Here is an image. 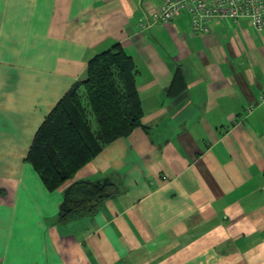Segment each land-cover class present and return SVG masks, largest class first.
Here are the masks:
<instances>
[{"label":"crops","instance_id":"0c3cea01","mask_svg":"<svg viewBox=\"0 0 264 264\" xmlns=\"http://www.w3.org/2000/svg\"><path fill=\"white\" fill-rule=\"evenodd\" d=\"M162 2L0 0V264H264V30L150 20ZM118 43L148 129L50 192L26 161L35 135ZM104 179L113 196L60 222L67 187Z\"/></svg>","mask_w":264,"mask_h":264},{"label":"trees","instance_id":"16d2710c","mask_svg":"<svg viewBox=\"0 0 264 264\" xmlns=\"http://www.w3.org/2000/svg\"><path fill=\"white\" fill-rule=\"evenodd\" d=\"M136 73L133 57L118 43L89 61L85 78L76 81L48 114L26 161L50 192L116 140L139 127L148 129ZM113 185L109 179L75 181L64 190L60 222L94 214L113 196Z\"/></svg>","mask_w":264,"mask_h":264},{"label":"built area","instance_id":"2783aa9c","mask_svg":"<svg viewBox=\"0 0 264 264\" xmlns=\"http://www.w3.org/2000/svg\"><path fill=\"white\" fill-rule=\"evenodd\" d=\"M184 9L190 12L192 29L197 33H209L215 22L237 23L243 19L250 20L256 30H264V0H163L150 20L168 22Z\"/></svg>","mask_w":264,"mask_h":264}]
</instances>
